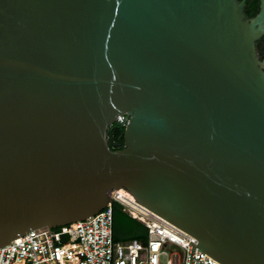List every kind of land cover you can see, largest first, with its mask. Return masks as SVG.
Instances as JSON below:
<instances>
[{
  "label": "water",
  "instance_id": "obj_1",
  "mask_svg": "<svg viewBox=\"0 0 264 264\" xmlns=\"http://www.w3.org/2000/svg\"><path fill=\"white\" fill-rule=\"evenodd\" d=\"M245 2L0 0V247L122 188L220 263L264 264V0Z\"/></svg>",
  "mask_w": 264,
  "mask_h": 264
},
{
  "label": "built area",
  "instance_id": "obj_2",
  "mask_svg": "<svg viewBox=\"0 0 264 264\" xmlns=\"http://www.w3.org/2000/svg\"><path fill=\"white\" fill-rule=\"evenodd\" d=\"M109 198L104 208L84 220L35 228L0 247V264H222L198 248L194 237L135 200L133 205L140 208L134 214L133 205L118 190L110 191ZM113 202L145 226V243L113 240ZM161 255L167 256L164 263H160Z\"/></svg>",
  "mask_w": 264,
  "mask_h": 264
},
{
  "label": "trees",
  "instance_id": "obj_3",
  "mask_svg": "<svg viewBox=\"0 0 264 264\" xmlns=\"http://www.w3.org/2000/svg\"><path fill=\"white\" fill-rule=\"evenodd\" d=\"M259 0H246L244 11L246 15L253 16L258 11ZM107 137L112 149L123 146V127L117 122L111 125L107 131ZM112 237L114 241L138 240L146 242L147 230L145 226L123 211V207L112 203Z\"/></svg>",
  "mask_w": 264,
  "mask_h": 264
},
{
  "label": "bare ground",
  "instance_id": "obj_4",
  "mask_svg": "<svg viewBox=\"0 0 264 264\" xmlns=\"http://www.w3.org/2000/svg\"><path fill=\"white\" fill-rule=\"evenodd\" d=\"M117 190H118V193L121 196V198L123 200H125L126 202L130 203L131 206H132L133 205V201L135 200L134 197L129 192H126L125 190H122L121 188L120 189H117ZM136 208H140V207L139 206L136 207L135 205H133L132 212L134 214H136Z\"/></svg>",
  "mask_w": 264,
  "mask_h": 264
},
{
  "label": "flooded vegetation",
  "instance_id": "obj_5",
  "mask_svg": "<svg viewBox=\"0 0 264 264\" xmlns=\"http://www.w3.org/2000/svg\"><path fill=\"white\" fill-rule=\"evenodd\" d=\"M257 57L260 61H264V35L255 43Z\"/></svg>",
  "mask_w": 264,
  "mask_h": 264
},
{
  "label": "rangeland",
  "instance_id": "obj_6",
  "mask_svg": "<svg viewBox=\"0 0 264 264\" xmlns=\"http://www.w3.org/2000/svg\"><path fill=\"white\" fill-rule=\"evenodd\" d=\"M167 256L166 255H161L160 257V263H164L166 261Z\"/></svg>",
  "mask_w": 264,
  "mask_h": 264
}]
</instances>
